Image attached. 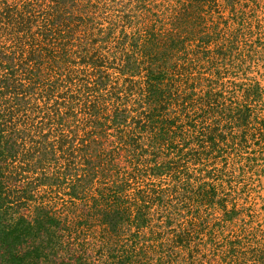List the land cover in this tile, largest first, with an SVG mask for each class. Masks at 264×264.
Returning a JSON list of instances; mask_svg holds the SVG:
<instances>
[{
  "label": "rangeland",
  "instance_id": "obj_1",
  "mask_svg": "<svg viewBox=\"0 0 264 264\" xmlns=\"http://www.w3.org/2000/svg\"><path fill=\"white\" fill-rule=\"evenodd\" d=\"M144 25L163 43L160 92L121 72V32ZM0 59L23 87L22 102L0 92L19 145L8 203L66 227L42 264H264V0H0ZM92 205L124 221L104 227Z\"/></svg>",
  "mask_w": 264,
  "mask_h": 264
},
{
  "label": "trees",
  "instance_id": "obj_2",
  "mask_svg": "<svg viewBox=\"0 0 264 264\" xmlns=\"http://www.w3.org/2000/svg\"><path fill=\"white\" fill-rule=\"evenodd\" d=\"M144 26L146 28V31L143 30V32H141L138 30L136 32H133L130 39H126L127 37L124 31L121 32L123 38L121 37L122 40L120 41V43L124 47L122 50V59H120V61L122 60L121 63H123L121 72L125 75H129V79H132L135 76H141V79L139 81H133V83H131L132 88H138L140 86L143 87L144 92H160V85H162V76L160 73L161 70L157 72L152 69L150 65H152V61H154L155 58L159 57L158 51H160L163 43L161 41L160 33L157 32V30L151 28L149 25ZM2 63L3 61H1L0 59V65H2ZM4 65L6 67V70H8V68L10 69V74L15 72V70L12 69L10 63L6 62ZM93 70L96 71V69ZM142 73H144V75H141ZM100 74L101 73H99L98 75ZM27 80V86L24 85L25 92H31L33 90L32 83H35L36 80ZM101 84L103 83L101 82ZM0 89L1 93H13V100L21 102L23 101V98H21L20 96L22 95L21 93H14L17 92L18 87L12 85L9 77L0 78ZM22 91L23 87L22 89H18V92ZM98 110L99 107H96L93 111H91V115L94 114L97 116ZM113 111L114 114L112 115L113 117L111 118V121L114 124L123 125V123L126 122L128 114H126L125 110L122 109H114ZM3 116V112H0V175H5L4 169H8L6 160L14 162L19 155V145L16 141V134H9L7 136L3 134L4 126L2 125L5 124L3 123ZM146 116V119H149L148 112ZM152 116L153 114L151 115V117ZM104 119L108 120L109 116L107 115V118ZM148 124L149 123H146V125L141 124L140 127L148 128ZM96 125L104 126V124H102L98 120L96 122ZM215 131H209V136L211 139H214L218 134H216ZM159 132H162L161 137L167 136V132H164V127L160 126ZM91 141L94 145L91 148H94L96 150L98 144L96 137H93ZM130 141H132V144L135 143L134 139H130ZM2 161L3 163L1 164ZM157 170V174L163 171V169L160 167L157 168ZM6 185L7 183L0 177V264H42L43 259L47 260L50 255L53 256V254L50 252V249H54L55 245L60 244L59 233L64 232L66 227L63 222H61L55 216H52V214L49 213L48 209L45 206L34 207V213H31L32 216H25V214L18 212L17 214H15L14 211H16V208L14 209L11 203H8L9 196L7 197L6 195L8 194L7 189L5 188ZM79 191H82V189L73 188L71 195L73 197H76L77 195H81V197H84L83 193ZM21 192L22 190L20 189L19 193ZM22 193V196L24 197L23 199L27 200L29 199V195H31V189H23ZM25 193L28 194L27 198L25 197ZM92 207H94V214L100 218V223L104 227H109L111 230H114L120 222L124 221L123 210L121 212V210H118L117 208L102 209L98 208L95 205H92L91 208ZM11 216L13 217L10 218ZM28 217L31 218L29 219ZM137 217L139 216L136 215V218ZM74 248L75 246L73 247V249ZM73 249L72 244H70L68 250L74 251ZM82 259L84 258L77 256V254H72L67 259H63L60 262L56 261L55 263L75 264V262L78 261L80 264H86V259Z\"/></svg>",
  "mask_w": 264,
  "mask_h": 264
}]
</instances>
